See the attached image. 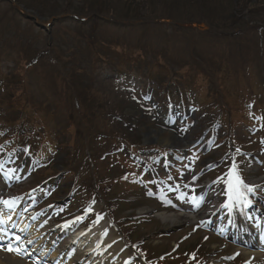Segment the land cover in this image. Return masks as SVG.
Listing matches in <instances>:
<instances>
[{
  "label": "rangeland",
  "instance_id": "374dc122",
  "mask_svg": "<svg viewBox=\"0 0 264 264\" xmlns=\"http://www.w3.org/2000/svg\"><path fill=\"white\" fill-rule=\"evenodd\" d=\"M3 1L0 210L84 226L104 216L161 264H247L205 223L165 225L155 214L189 207L176 190L193 196L194 177L223 185L233 159L242 180L264 174V0H24L30 8L18 11ZM21 8L60 18L43 28ZM159 112L175 116L167 141L162 127L148 136ZM33 260L0 250V264Z\"/></svg>",
  "mask_w": 264,
  "mask_h": 264
},
{
  "label": "bare ground",
  "instance_id": "6f19581e",
  "mask_svg": "<svg viewBox=\"0 0 264 264\" xmlns=\"http://www.w3.org/2000/svg\"><path fill=\"white\" fill-rule=\"evenodd\" d=\"M158 117L151 121V125H147L148 136L155 134L154 130L159 131L156 128L161 124ZM169 135L172 136L173 133L166 128L165 134L161 132L160 136H164L166 139ZM229 178L234 181L236 190L240 184L239 177L237 178V175L231 172ZM237 206L243 208V203L239 202ZM214 208L215 206L211 205V209L206 207L198 215H195L191 212L192 208L187 206L186 210L177 213L160 211L155 215L165 225L182 222L195 223L197 220L207 219V214ZM141 211L144 213L150 210L144 208ZM24 214L17 210L9 209L4 212L0 210V239L6 240L10 236L14 237L12 248L19 249V252H23L24 257H33L35 263L45 261L44 264H126V251H121L125 244L120 235L107 225L105 217L94 222L89 228H77V219L59 226L45 220L38 221L32 212L26 216ZM29 215H33V217L29 218ZM240 230H243L241 237L245 240L234 252H242L246 259L245 262L252 264V261L263 257L260 247H264V234L261 233L264 229L241 227ZM62 234L64 235L59 238ZM254 236L259 238L258 243H254L252 240ZM8 246L11 245L8 244ZM123 249L126 250V247ZM118 252L121 253L117 256ZM93 259L97 261H93Z\"/></svg>",
  "mask_w": 264,
  "mask_h": 264
},
{
  "label": "trees",
  "instance_id": "16d2710c",
  "mask_svg": "<svg viewBox=\"0 0 264 264\" xmlns=\"http://www.w3.org/2000/svg\"><path fill=\"white\" fill-rule=\"evenodd\" d=\"M1 1H3V0H1ZM17 4H22L23 6H27V7H29V3H27L26 1H24V0H14ZM64 1H66V0H62L61 2H64ZM3 2H5V1H3ZM70 0L68 1V3H67V5L68 6H70ZM27 5H26V4ZM12 6L11 7H13V9H15V10H17L18 8H17V5L16 4H11ZM30 8V7H29ZM69 8H74L73 6L72 7H68V9H66L65 11H71V9H69ZM18 11V10H17ZM64 10H63V12H65ZM89 11L91 12V14H92V12H99L100 11V14L102 13V14H107L108 13V10L107 11H105V9H95L94 10V8H90L89 9ZM255 11V10H254ZM72 12L75 14V15H81V14H84V15H87V14H89L90 12H88L87 14L85 13V12H82L81 10H78V9H76L75 8V10H72ZM40 15V14H39ZM50 15V14H49ZM41 16V15H40ZM39 16V17H40ZM95 16H98V14H96ZM38 17V18H39ZM73 21H75V22H81V24L82 23H87V22H89L88 21V19L86 20V21H82L80 18H73L72 19ZM55 23H53L51 26H53ZM50 26V27H51ZM237 33L236 34H238L239 33V31H236ZM235 36V34H230V36H229V38H235L234 37ZM27 58V57H26ZM27 59H30V65L31 64H36L38 61H39V59H40V56H38V54L37 55H32V56H29ZM97 63V62H96ZM55 64V63H54ZM55 69V68H54ZM73 76H74V74H73ZM85 76H86V78L84 77V80H85V82H87V83H89V84H92L93 83V79H92V77L91 76H89L88 75V73H87V71H85ZM75 83H80V81H77V79L76 80H73ZM79 90V91H78ZM77 91H78V94L81 92L82 93V91H83V89L82 88H79ZM80 95V94H79ZM95 111L94 112H92V120H93V117H95L96 115H95Z\"/></svg>",
  "mask_w": 264,
  "mask_h": 264
},
{
  "label": "water",
  "instance_id": "95a60500",
  "mask_svg": "<svg viewBox=\"0 0 264 264\" xmlns=\"http://www.w3.org/2000/svg\"><path fill=\"white\" fill-rule=\"evenodd\" d=\"M26 12H27V10L26 9H24ZM31 18H34V19H38V18H36V16H31ZM55 19H57V17H52V18H42V19H40L41 21H43V22H51V21H54Z\"/></svg>",
  "mask_w": 264,
  "mask_h": 264
},
{
  "label": "snow or ice",
  "instance_id": "6c2138e0",
  "mask_svg": "<svg viewBox=\"0 0 264 264\" xmlns=\"http://www.w3.org/2000/svg\"><path fill=\"white\" fill-rule=\"evenodd\" d=\"M239 183H243V181H239ZM4 203H8L7 201H5ZM17 239H19V237H17ZM9 251H16L17 253H19V249H15V248H12L11 246H9V248L7 249Z\"/></svg>",
  "mask_w": 264,
  "mask_h": 264
}]
</instances>
